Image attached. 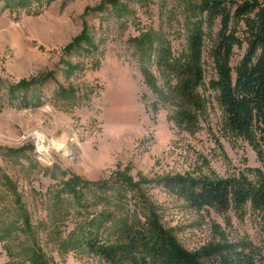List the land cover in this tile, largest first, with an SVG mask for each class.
<instances>
[{
    "label": "rangeland",
    "instance_id": "rangeland-1",
    "mask_svg": "<svg viewBox=\"0 0 264 264\" xmlns=\"http://www.w3.org/2000/svg\"><path fill=\"white\" fill-rule=\"evenodd\" d=\"M201 1L55 0L16 13L0 5V81L52 74L39 88L38 106H0V264H33L35 253L43 264H107L79 246L80 234L96 220L103 241L121 226H144L140 200L188 251L227 243L264 256V212L249 204L196 210L172 184L254 181L262 170L252 147L224 126L219 92L211 87L219 22L209 25L199 15ZM195 26L203 35L197 88L203 109L190 110L195 122L185 124L176 119V83L157 56L165 47L172 61L186 60ZM83 27L89 46L64 52ZM236 31L242 43L232 68L246 49L243 22ZM37 134L74 147L49 150L47 158L30 139Z\"/></svg>",
    "mask_w": 264,
    "mask_h": 264
},
{
    "label": "trees",
    "instance_id": "trees-1",
    "mask_svg": "<svg viewBox=\"0 0 264 264\" xmlns=\"http://www.w3.org/2000/svg\"><path fill=\"white\" fill-rule=\"evenodd\" d=\"M55 0H0L1 11L18 12L28 8L48 7ZM231 7V8H230ZM41 11V10H40ZM36 11L32 15L40 14ZM199 15H205L211 25L218 20L219 30L213 49L216 80L211 87L219 92L224 126L230 135L248 143L257 155L262 170H257L254 181L243 176L222 180L181 179L172 181L180 196L193 209L212 208L226 211L242 210L249 204L253 212H264V6L257 1L242 4H226L216 0H202ZM26 14H29L26 11ZM30 15V14H29ZM239 22L244 24L246 49L234 68L230 62L235 48L241 46L237 37ZM87 29L82 28L63 50L85 44L89 46ZM188 58L172 61L167 48L161 47L157 65L173 78L176 85L173 94L180 102L177 121L195 122L191 111L201 112L203 103L197 88L203 81V35L198 26L187 39ZM51 73L38 75L16 84L0 81V106L13 104L19 108L36 107L40 104L39 88L51 78ZM62 94V87L58 88ZM65 92H67L65 90ZM59 93V94H60ZM58 98H61L60 96ZM72 183L67 188H72ZM70 191L74 194L72 189ZM139 206L146 213L147 222L141 227L121 226L112 240L99 238L101 220L87 225L79 237V246L107 264H261L264 256L239 249L233 244H215L196 251L184 249L160 224L158 217L140 200ZM27 222V221H26ZM257 256V257H256ZM40 255H33V264H43ZM40 262V263H37Z\"/></svg>",
    "mask_w": 264,
    "mask_h": 264
},
{
    "label": "bare ground",
    "instance_id": "bare-ground-1",
    "mask_svg": "<svg viewBox=\"0 0 264 264\" xmlns=\"http://www.w3.org/2000/svg\"><path fill=\"white\" fill-rule=\"evenodd\" d=\"M30 139L34 141V143L36 144L38 150H41L43 155L45 157H47V158H48L47 151H49V150L51 152L52 151L53 152H57V151H59L61 149V147H62V149L63 148L70 149V147L73 146L71 141L69 142L71 145L67 144V142H64V143L62 142L61 145L56 143V142H47L46 143V142L42 141L44 139L43 136L42 135H38V134L30 137Z\"/></svg>",
    "mask_w": 264,
    "mask_h": 264
}]
</instances>
